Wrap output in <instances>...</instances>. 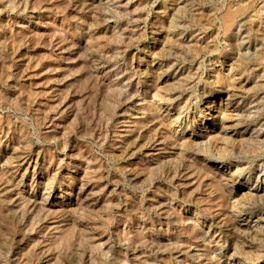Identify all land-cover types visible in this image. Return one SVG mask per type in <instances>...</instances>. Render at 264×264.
Segmentation results:
<instances>
[{
	"label": "rangeland",
	"instance_id": "obj_1",
	"mask_svg": "<svg viewBox=\"0 0 264 264\" xmlns=\"http://www.w3.org/2000/svg\"><path fill=\"white\" fill-rule=\"evenodd\" d=\"M189 1L0 0V264H264L248 197L264 147L239 122L264 98L263 2ZM241 6L253 67L222 29ZM178 7L198 40L183 58Z\"/></svg>",
	"mask_w": 264,
	"mask_h": 264
},
{
	"label": "bare ground",
	"instance_id": "obj_2",
	"mask_svg": "<svg viewBox=\"0 0 264 264\" xmlns=\"http://www.w3.org/2000/svg\"><path fill=\"white\" fill-rule=\"evenodd\" d=\"M260 1L263 2V6H264V0H260ZM181 3L184 4L183 8H185L187 6L192 8V4H191V2L189 0H181ZM238 7H240V6H238ZM181 9H182V7H178V8H175L173 10L174 13L172 14V18H171V21H170L168 27L171 29V33H173V35H172L173 38H171V42H175V41H178L177 39H180V41L177 43L178 44V48L175 49V50H176V56L183 58V57L188 56L191 52L195 51L194 48L197 47L198 40H195V38H192V40H188L187 37H186V33H184V32L179 30L180 26L175 25L176 22L179 23V20L182 17L183 13H182ZM246 9L247 8H245L244 11ZM242 10H243V8L241 6V8H237L235 10H233V8H232V9H229L226 12H224V14L221 17V19H222V27H223L222 29H223L224 34L233 35L234 43H232V42L228 43V46H229L230 50H232V48H233L232 46H234V45H236L238 48H242L243 50H245L244 54L242 53L241 56L248 60V63H250L249 66L253 67V64H255L257 59L260 57L259 56L260 55V51H259L260 48L256 47V48H253L254 51L252 53L248 52L250 47H251V45L255 44V43L252 42L249 39V37L246 35V31L244 29H242L241 24H239L240 19H239L238 16H239V13L242 12ZM110 13L114 14L115 12L110 11ZM233 27H234V30H235L234 34H232ZM257 30H259V29H257ZM176 36H178L179 38L174 40V37H176ZM203 42H205V41L203 40ZM174 44H176V43H174ZM207 45H208V43H205L204 46H201V45H199V46L201 48H203V49H206ZM171 49L172 48L166 49L165 54L160 57V59L158 61L159 66L162 65L163 62H166V60L168 58H170V56L173 54ZM174 54H175V51H174ZM246 54H247V56H245ZM173 67H174V63H171L170 65L167 66L165 71L164 70L163 71L167 72L169 69H172ZM199 69L200 68L197 66L194 69V71H192V70L185 71L184 70L182 72L181 70H179L178 76H175V77L171 78L174 81L171 84L163 85V87L160 89V92H164L165 94H169V96H172V95H174V94H176L178 92H181V90H185V89L188 90L191 87L189 85L195 80V78H196L195 76L197 74V71H199ZM230 77L231 76L229 75L226 78L227 79V83L229 82V84L231 82V81H229ZM200 79H201V77H200ZM217 84L220 87H222V86L223 87H228L227 86L228 84L226 85V82H225L223 77L219 78L217 80ZM253 86L256 87L257 86L256 83ZM227 91H229V90H227ZM226 94H227V101H226V104H223L224 107L231 106V107L235 108L236 106L231 105V101L233 100L232 98H233L234 95L231 94L230 92H228ZM262 98L263 97H260V95L256 96V98H254V101H255V104H256L257 107H253V108L254 109H259V114L256 113L257 114L256 116H252L251 117L250 113H248V110L247 111L245 110L246 113L243 115V120L244 121H242V119L239 117V122H244L245 123V128L243 129V134L247 135L246 143H245L246 147L244 146L245 148H251V147L258 148L259 146H263L264 147V117H263L264 111L262 110L264 102L261 101ZM159 99H161V98H159ZM174 99L175 98H169L168 101H172ZM187 102H188V100L184 101V105L182 106V108L187 109V104H188ZM180 114L181 113L178 114V117L180 116ZM198 144L201 145L199 147V151L203 155H208V152L210 150V142H203V143H198ZM262 149L264 150V148H262ZM263 155H264V153L262 154V156ZM253 167L257 170L256 171L257 175H256V180H255L256 183H258V182L260 183V182L264 181V175H262V174H264V161H262V162L258 161L257 165H255ZM262 196H264V188L260 189L258 192L250 193L248 195L249 198L252 197V198H256L257 199V200H255L254 203L252 201L249 203L250 206L252 205L254 207V208H251L252 211L250 213V216L251 215L255 216L257 219H259V221L261 220L260 219L261 216L262 215L264 216V205L260 206L258 204V202H257V201H260ZM262 199H264V198H262ZM236 205L237 204L235 202H232L231 207L233 209L239 208L238 206L236 207ZM240 207H242V206H240ZM233 209L230 210V211H233V215L236 216V217H240L241 215L240 214L236 215V213H234ZM245 214H246L245 211H243L242 215H245ZM242 232H245V231L244 230H240V233H242ZM255 235L257 236L259 242L264 241V225L263 224L256 226ZM258 253L261 254L260 251Z\"/></svg>",
	"mask_w": 264,
	"mask_h": 264
}]
</instances>
